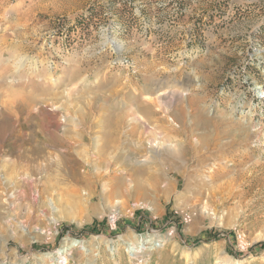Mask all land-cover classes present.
<instances>
[{"label": "rangeland", "instance_id": "obj_1", "mask_svg": "<svg viewBox=\"0 0 264 264\" xmlns=\"http://www.w3.org/2000/svg\"><path fill=\"white\" fill-rule=\"evenodd\" d=\"M263 69L264 0H0V264H264Z\"/></svg>", "mask_w": 264, "mask_h": 264}, {"label": "bare ground", "instance_id": "obj_2", "mask_svg": "<svg viewBox=\"0 0 264 264\" xmlns=\"http://www.w3.org/2000/svg\"><path fill=\"white\" fill-rule=\"evenodd\" d=\"M93 107H96L97 110H100L103 107V105H99L98 102H95V103H93ZM142 107H143V110L145 112H147V113L152 112V111H150L151 109L148 107V104H147V107L145 105L142 106ZM105 110H107V109H105ZM129 115H132V114L130 113ZM133 115H135V114H133ZM126 118H127V116H126ZM124 119H125L124 118V114H122L121 112L116 111L115 113H113V115H111L110 117H108L106 119V122L104 124H98L97 125L101 129V131H103L102 133H103L104 136L102 135V138H105L103 147L101 148V146H100L99 149L97 150V153L100 155V161H101L100 163H102L104 167H106L105 165H106V161H107L108 155H111L112 153H114L116 151V149H117V146H119L118 143H119L120 129H121V126L123 125ZM134 119H136V118H134ZM135 128H137V127L135 126ZM134 131H135V129H134ZM133 135H134V133H133ZM135 138H136V136H135ZM138 138L139 137L137 136L136 140H138ZM143 141L142 140L136 141L137 145L135 144V146H133L131 149H129V151H127V153L130 152L131 154H134V155H135V153H139V152L141 153V150H143V146H144L143 145ZM155 141H157V140H155ZM166 152L167 153L169 152L168 153L169 157H173L169 150H167ZM123 156L119 155L116 158V160H115V164L116 163L122 164V166L124 167L123 171H124V175L126 176V178L123 175L121 177H116L115 179H109L106 176H102L101 174L97 175L95 173V178L96 179L97 178H102L105 183L109 182L110 180L114 182V184L111 186L112 187L111 190H108L106 188L107 185L105 184L104 187H103V191L104 192H109L111 195H126L128 197H135V196L146 197V196L149 195L148 190L151 187H153V188H154V186L156 187L157 184H159L161 180H165L166 179L165 171L162 168H160L161 166H158V167H152L151 166L149 168L148 167L147 168H140L138 166L135 167V166L130 164L131 161H130V163H127L126 158H124ZM176 157L179 158V156H176ZM146 161H147V159H146ZM143 162H145V161H143ZM157 165H159V164H157ZM138 168H140V169H138ZM24 173H25V171H24ZM76 173H74L75 178L77 176ZM77 178L80 179V180L85 179L84 176H78ZM2 217H3V214L0 211V220L2 219ZM4 223H2L0 221V230L5 229V224ZM74 243H77V241H74L72 244H68L67 248H71L72 245H75ZM157 243H158V241L154 237H147V238H145V240L142 243L139 242L138 244L133 241L131 243V245H130V249L133 250L131 252V255L134 256V257H137L141 253L140 249H144V245H148L147 247H145V250L146 249L148 250V249H151V246L154 248L157 245ZM64 251H66V250H64ZM217 264H239V263L237 261H235V260H232L230 257H224L221 260H219L217 262Z\"/></svg>", "mask_w": 264, "mask_h": 264}, {"label": "built area", "instance_id": "obj_3", "mask_svg": "<svg viewBox=\"0 0 264 264\" xmlns=\"http://www.w3.org/2000/svg\"><path fill=\"white\" fill-rule=\"evenodd\" d=\"M261 73H262V75L264 77V69L262 70ZM263 88H264V85H261V86L257 87V93H259V94L257 95V97H255V100H257L258 102L262 101V99L264 98V95H263V92H262ZM225 89H227V87H225L224 89L221 90V94H224ZM227 91L230 92L229 88H228ZM156 246H159V241H158V244Z\"/></svg>", "mask_w": 264, "mask_h": 264}, {"label": "trees", "instance_id": "obj_4", "mask_svg": "<svg viewBox=\"0 0 264 264\" xmlns=\"http://www.w3.org/2000/svg\"><path fill=\"white\" fill-rule=\"evenodd\" d=\"M196 240H194V242H195Z\"/></svg>", "mask_w": 264, "mask_h": 264}]
</instances>
